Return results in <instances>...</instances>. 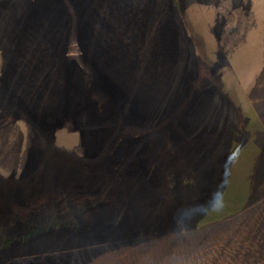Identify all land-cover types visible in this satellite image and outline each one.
<instances>
[{
    "label": "rangeland",
    "instance_id": "1",
    "mask_svg": "<svg viewBox=\"0 0 264 264\" xmlns=\"http://www.w3.org/2000/svg\"><path fill=\"white\" fill-rule=\"evenodd\" d=\"M0 264H264V0H0Z\"/></svg>",
    "mask_w": 264,
    "mask_h": 264
},
{
    "label": "trees",
    "instance_id": "2",
    "mask_svg": "<svg viewBox=\"0 0 264 264\" xmlns=\"http://www.w3.org/2000/svg\"><path fill=\"white\" fill-rule=\"evenodd\" d=\"M183 205H184V206H182V208H184V207L190 208V206H188V205H189L188 202L184 203ZM176 207H177V206H176ZM167 208H168V207H167ZM173 208H174V207L171 206V210H172ZM182 208H181V206H180L179 208H176V209H178V210H177L178 213H176L177 215H180V214H181V213H180V212H181L180 210H182ZM176 209L174 208L173 212H174ZM149 217H150V219H151V217H153V216H150V215H149V216H146L145 218L148 219ZM145 218H143V219H144V223L146 224L147 219H145ZM154 219H156V218L154 217ZM148 220H149V219H148ZM155 221L157 222V220H155ZM157 223H158V222H157ZM157 223H156V225H157ZM158 224H159V223H158ZM146 225H147V224H146ZM156 225H155V226H156Z\"/></svg>",
    "mask_w": 264,
    "mask_h": 264
}]
</instances>
